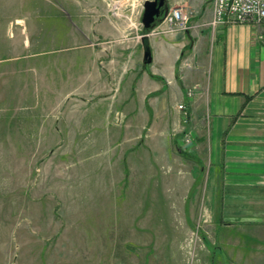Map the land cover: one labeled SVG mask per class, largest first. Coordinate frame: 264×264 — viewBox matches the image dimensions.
<instances>
[{
  "label": "rangeland",
  "instance_id": "1",
  "mask_svg": "<svg viewBox=\"0 0 264 264\" xmlns=\"http://www.w3.org/2000/svg\"><path fill=\"white\" fill-rule=\"evenodd\" d=\"M112 1L0 0V264H264V201L221 218L204 184L186 215L176 197L128 201L120 180L174 169L162 148H127L139 122L117 125V106L80 88L106 20L126 23Z\"/></svg>",
  "mask_w": 264,
  "mask_h": 264
},
{
  "label": "crops",
  "instance_id": "2",
  "mask_svg": "<svg viewBox=\"0 0 264 264\" xmlns=\"http://www.w3.org/2000/svg\"><path fill=\"white\" fill-rule=\"evenodd\" d=\"M143 2L112 1L126 23L113 17L106 20L114 31L110 45L103 54L98 48L86 49L80 70L85 93L101 94V99L117 106V125L124 120L139 122L143 131L132 135L133 142L126 147L165 148L158 151L157 166L174 169L169 176L120 180L128 185V201L130 194L138 203L149 196L176 197L186 215L185 202L198 193L199 184L205 185L203 197L216 218L233 216L237 211L233 203H242L246 210L251 203L264 201V22L213 28L207 25L213 16L212 1L169 0L171 8L195 12L191 27L158 34L143 27ZM146 47L152 53L150 63L142 58ZM181 102L190 112L185 129L192 132L193 143L188 147L183 145ZM172 153L177 156L172 158ZM183 153L193 160H186ZM180 169L186 175H180ZM201 170L204 179L199 178Z\"/></svg>",
  "mask_w": 264,
  "mask_h": 264
},
{
  "label": "built area",
  "instance_id": "3",
  "mask_svg": "<svg viewBox=\"0 0 264 264\" xmlns=\"http://www.w3.org/2000/svg\"><path fill=\"white\" fill-rule=\"evenodd\" d=\"M191 18L192 11L189 9L182 6L171 8L151 32L169 34L188 30L191 27ZM263 22L264 0H213V16L209 21V26L213 28L224 23L261 24ZM188 94L192 95L193 90L190 89ZM178 108L183 114L182 126H187L190 121V112L186 103L181 102ZM192 140L191 132L185 130L184 143L188 144Z\"/></svg>",
  "mask_w": 264,
  "mask_h": 264
},
{
  "label": "water",
  "instance_id": "4",
  "mask_svg": "<svg viewBox=\"0 0 264 264\" xmlns=\"http://www.w3.org/2000/svg\"><path fill=\"white\" fill-rule=\"evenodd\" d=\"M120 1V0H116ZM143 13L141 17V22L144 29L149 32L158 22L162 20L164 13H167L168 5L167 0H145L143 2ZM152 61V53L149 47H146L144 52V62L150 63Z\"/></svg>",
  "mask_w": 264,
  "mask_h": 264
},
{
  "label": "trees",
  "instance_id": "5",
  "mask_svg": "<svg viewBox=\"0 0 264 264\" xmlns=\"http://www.w3.org/2000/svg\"><path fill=\"white\" fill-rule=\"evenodd\" d=\"M145 31L147 32V30L145 29Z\"/></svg>",
  "mask_w": 264,
  "mask_h": 264
}]
</instances>
